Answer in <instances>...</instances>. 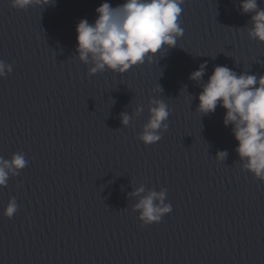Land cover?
Returning <instances> with one entry per match:
<instances>
[{
    "label": "water",
    "instance_id": "obj_1",
    "mask_svg": "<svg viewBox=\"0 0 264 264\" xmlns=\"http://www.w3.org/2000/svg\"><path fill=\"white\" fill-rule=\"evenodd\" d=\"M102 2L20 10L0 0V60L12 66L0 77V157L28 161L0 187V264H264V181L242 169L226 110L197 111L215 66L264 75L252 13L240 0H184L175 46L124 73L89 74L76 25L94 22ZM205 62L202 79H190ZM151 98L170 115L162 138L145 145ZM141 185L167 189L172 211L159 223L142 224L132 209ZM10 197L12 218L3 215Z\"/></svg>",
    "mask_w": 264,
    "mask_h": 264
},
{
    "label": "clouds",
    "instance_id": "obj_2",
    "mask_svg": "<svg viewBox=\"0 0 264 264\" xmlns=\"http://www.w3.org/2000/svg\"><path fill=\"white\" fill-rule=\"evenodd\" d=\"M11 6L26 10L30 6L54 3V0H10ZM184 0H124L112 6L108 0L95 9L94 22L81 19L76 25V51L78 58L89 64V74L105 69L124 73L145 60L152 61L162 46L173 47L184 29L179 23ZM243 13H252L248 35L264 42V9L258 7L257 0H240ZM205 63L190 73L189 78L200 81L205 72ZM12 71L11 64L0 60V77ZM162 91V88H160ZM197 99V111L201 114L214 112L219 105L224 108L223 123L232 125V133L238 142L235 151L242 169L250 171L254 177L264 181V75L241 72L237 74L226 65L214 67L207 81L201 84ZM144 111L138 105L134 111L139 115ZM169 110L162 99L151 98L148 118L142 126L138 138L145 145L158 142L162 132L168 128ZM121 123L127 126L130 114L122 112ZM226 150L218 151L216 157L222 161ZM28 161L23 152H15L10 159L0 157V187H5L10 176H16L26 167ZM167 189L159 191L141 185L130 196L138 199L132 204L138 211L142 224L159 223L164 214L172 211L166 202ZM18 210L15 197H10L3 215L12 218Z\"/></svg>",
    "mask_w": 264,
    "mask_h": 264
}]
</instances>
